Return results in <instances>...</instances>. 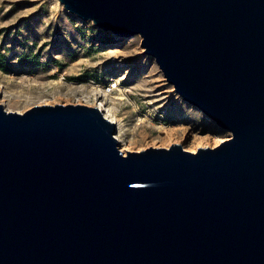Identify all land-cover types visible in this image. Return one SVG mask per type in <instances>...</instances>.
Here are the masks:
<instances>
[{
    "label": "water",
    "instance_id": "water-1",
    "mask_svg": "<svg viewBox=\"0 0 264 264\" xmlns=\"http://www.w3.org/2000/svg\"><path fill=\"white\" fill-rule=\"evenodd\" d=\"M60 1L232 135L124 152L98 106L0 102V264H264V0Z\"/></svg>",
    "mask_w": 264,
    "mask_h": 264
},
{
    "label": "rangeland",
    "instance_id": "rangeland-1",
    "mask_svg": "<svg viewBox=\"0 0 264 264\" xmlns=\"http://www.w3.org/2000/svg\"><path fill=\"white\" fill-rule=\"evenodd\" d=\"M141 40L82 19L60 0H0V102L19 112L103 102L120 124L121 149L169 146L168 129L189 150L229 138L230 130L175 90Z\"/></svg>",
    "mask_w": 264,
    "mask_h": 264
},
{
    "label": "bare ground",
    "instance_id": "bare-ground-1",
    "mask_svg": "<svg viewBox=\"0 0 264 264\" xmlns=\"http://www.w3.org/2000/svg\"><path fill=\"white\" fill-rule=\"evenodd\" d=\"M98 107H100L103 112L105 111V109L103 108V102H100ZM105 114H106L107 117H109L111 120H113V121H115L117 123V119L113 116L112 109L108 108L107 109V113H105ZM117 128H119V132H121L120 124H118V123H117ZM116 135H117V137H118V139L120 141L121 140L120 133L116 132ZM165 138H166L165 140H166V142H167V144L169 146H170V144L175 143L176 141H180V140L176 139L177 137H175V133L173 132V130H169V129L165 131ZM219 141H220V139H216L215 142L217 143ZM203 143H204L203 140L198 141L197 147H199ZM196 148H194L192 151H195ZM129 149L131 150V148L128 146V147H124L122 150L125 152V150H129Z\"/></svg>",
    "mask_w": 264,
    "mask_h": 264
}]
</instances>
